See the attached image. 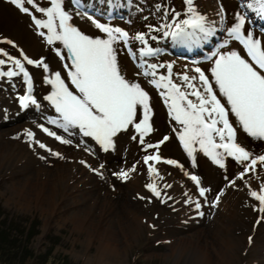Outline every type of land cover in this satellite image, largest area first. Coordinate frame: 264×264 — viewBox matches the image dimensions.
I'll list each match as a JSON object with an SVG mask.
<instances>
[{
	"label": "rangeland",
	"instance_id": "obj_1",
	"mask_svg": "<svg viewBox=\"0 0 264 264\" xmlns=\"http://www.w3.org/2000/svg\"><path fill=\"white\" fill-rule=\"evenodd\" d=\"M5 1L12 3L11 0ZM207 1L194 0V5L197 12L207 18L209 26L214 28L215 32L207 38H204L203 34H198L201 37L198 43H181L174 41L171 35L165 36L166 32L171 33L174 30V26L172 28L165 27L175 20L174 13L180 14V21L187 18L185 0H82L83 7L79 10L70 3V0H64L63 5L73 18L88 26L94 27L90 20L82 17L78 12H86L100 23L119 27L127 31L130 37L140 33L145 34L148 41L147 46L154 50L155 55L141 58L139 51L145 46L131 39L130 47L137 55L136 60L128 56L126 47L121 46V43L116 44L115 47L120 49H118L119 57L123 54V57L129 58L131 62L128 71L129 79H133L132 82L140 83L151 97L153 131L146 136L145 143L156 144L167 136L168 139L165 142H169H167L168 149L163 142L160 144L158 154L161 153L164 160H174L183 166L181 168L162 162L165 166V178L172 177L170 182L174 181L177 186H180L175 190L172 187L165 188L164 185H170V183L164 180L142 179V182L133 183L129 178L121 180L113 175V173H119L122 170L131 172L135 166V163L131 164L132 161L140 160L141 154H156L157 150L154 148L145 152L143 145H138L136 140L129 138L127 143H130L131 147H127L128 151L122 148L118 150L116 142L121 139L123 134L121 132L114 138L115 149L105 152L91 137L80 135L78 130H70L72 133L70 134L48 122L49 118L60 119V117L46 99L53 91L52 86L47 83V79L53 78L55 72H60L70 90H74L70 85V79L68 80L69 69L64 67L65 63L71 65L67 50L59 41L48 44L42 40L39 43L45 46L37 48L36 51L25 50L23 44H20L21 46L15 44L13 37L6 29L10 19L5 17L7 12L0 6V50L20 59L24 64L35 83L32 86V96L39 105L37 107L29 104L27 108L20 106L19 97L26 95L25 90H27L23 83L22 73L11 80L7 77L0 78V224L9 229L11 234H18L19 237L25 236L24 233L21 235V232L24 228L29 227V224H36L35 231L20 241L22 248L30 252L25 257V264H61L60 262L64 260H67L69 264H264V213L258 211L259 204L237 206L239 197L245 196L248 192L246 186L251 181L249 180L250 175L247 174L243 181L236 179L235 186L230 185V181L237 177L243 170V166H238V169L233 171L235 160L228 159L226 161L224 159L225 167L220 170V167L210 157L199 151L198 145L196 146L197 151L193 154L195 156V165L193 166L192 158L188 156L179 140L178 130L181 129V125L172 119L168 106L159 94L161 90L150 83L153 77L143 75L145 71H152L147 67L151 64L162 66L156 70V79L160 75H167L168 65L172 66L174 82H179L178 78L184 74L189 75L190 71L193 75H198L194 69L211 60L209 58L201 60V58L207 55L212 56L213 52L210 51H213L215 46H220L223 37H227L225 29L233 25L234 16L238 12L247 13L249 17L245 23L244 31L246 33L251 31L254 38H257L256 36L260 33L261 40L257 39L264 42V19L259 18L252 10L241 7V0H230L235 9L233 8V11L228 14L217 12L215 0H212V3ZM34 2L42 8H44L42 2L51 5L50 0H42L41 3L34 0ZM12 4L11 6L19 10H17L19 17L27 18L34 30H42L36 26L32 17L35 16L39 19L37 16L39 15L41 20L46 21L47 17L43 13L25 3L24 7L33 12L32 15H29L22 12L16 4ZM158 6L160 7L158 8ZM1 9L5 15L2 14ZM225 17L230 22V26L228 25L227 28H225ZM149 26L151 29L160 30L152 31ZM43 31L49 34L47 29L44 28ZM98 34L91 37L104 38L102 34ZM100 35L102 36L100 37ZM152 37H156V39H152ZM58 50L65 54V59H60L57 55ZM23 56H27L34 62L43 60L44 64L48 65L49 71L45 72L42 67L27 64ZM0 59L7 60L3 56H0ZM2 70L8 71L9 65L6 64ZM41 126L64 139L71 140V145L68 146L69 144L61 143L52 136L49 137ZM28 131L34 133V140L39 143L43 142L37 140L38 136H47L48 144H43L52 152L60 153L63 158L40 148L39 143L26 135ZM248 148L256 156L264 155V141H251ZM132 157L133 159L130 160ZM80 161H85L91 167H86ZM82 168L84 169L82 170ZM92 168H97V170L102 168L99 170L102 172V176L97 175ZM141 169L143 168L141 167ZM185 172L196 175L203 183V187L210 189L207 192L208 196L206 195L207 199L203 201L204 198H199L197 200L203 205L199 209L194 208L195 203L193 202L195 201L191 197L195 194L198 195V188L193 186L194 182ZM207 172L208 174H206ZM48 182L54 187L52 195L37 191L38 188L39 190L45 188ZM149 183H155L161 192L160 198L154 196L147 189L146 185ZM29 187L32 188L29 189ZM221 192L224 194L221 195L222 199H227L224 209L225 216L216 220L213 219V214L219 206L216 204L215 207H212V204L215 203L217 193ZM27 195L28 197H26ZM140 197H145V199ZM132 198V203L128 204L127 202ZM93 199L97 200L101 209L99 206L94 208L91 205ZM190 199L192 202H189ZM98 200H102V202H98ZM206 204L207 207H205ZM82 207H88L91 211L95 210L85 216L83 214L85 221L90 222L94 227L88 228L90 229L89 235L84 230L88 226L86 222L79 230L74 229L70 219L72 213ZM102 208H104L103 211ZM199 212H202L203 216ZM117 216L120 219L123 216V221L135 222L138 228L130 237L123 229H118L112 241L117 245L124 242V253L117 257L104 258L103 262H98L96 246L99 242L95 238L96 230L102 225V227L106 225L117 229ZM232 225L233 227H231ZM249 237H251V241ZM203 253L211 257V259L209 257L208 263L200 261ZM222 257L225 258L223 261H221ZM0 264H5L2 259Z\"/></svg>",
	"mask_w": 264,
	"mask_h": 264
},
{
	"label": "snow or ice",
	"instance_id": "obj_2",
	"mask_svg": "<svg viewBox=\"0 0 264 264\" xmlns=\"http://www.w3.org/2000/svg\"><path fill=\"white\" fill-rule=\"evenodd\" d=\"M11 2L29 15L32 13L24 7L25 3L43 13L47 17L46 21L33 16L36 26L47 29L49 33L47 43L53 44L59 41L67 50V56L71 60V65L65 64L64 67L69 69L68 78L74 90H70L60 72H55L53 78L47 79L53 91L46 99L60 117V119L49 118L48 122L70 134H72L70 130H78L80 135L91 137L105 152L114 150V138L121 132L128 131L131 126L135 133L131 139L137 140L139 137V143L144 146L145 152L152 148L157 150L156 154L145 155L143 162L148 165L150 179L153 173L159 177V172L149 164V161L157 163L161 161L158 150L160 144L168 137H163V140L156 144L145 143L144 138L153 131L151 97L140 83L126 79L122 74L117 58L118 49L115 47L119 43L128 46L131 39L145 46L139 51L141 58L155 55L154 50L147 46L145 34L140 33L130 37L127 31L119 27L100 23L86 12H78L82 17L90 20L93 26L106 37L93 38L83 34L71 23L73 16L64 9V0H50L51 7L47 9L39 7L34 0H11ZM70 3L77 10L83 7L82 0H70ZM185 4L187 18L180 21V14L174 13L173 23L165 25L169 28L174 26V30L171 33L166 32L165 36L171 35L174 41L181 43H198L201 39L198 34H203L204 38L211 36L215 29L209 26L204 15L197 12L194 0H185ZM240 6L252 10L259 18L264 19V0H241ZM248 18L247 13L238 12L234 16L233 25L226 29L227 37L237 41L239 45H242V49L229 50L225 53L216 51L209 57L214 64L211 68L212 80L199 67L194 69L198 75L184 74L178 78L179 82H174L172 79L171 65L167 66V75H160L158 79H156V70L162 66L148 65L147 67L152 71L143 73L145 76L153 77L150 83L161 90L159 94L168 106L172 119L181 125V129L178 130L179 140L188 156L192 158L193 166L195 165L193 154L197 151V145L199 151L210 157L220 168L225 167L226 157H232L243 165V170L230 181L232 186L235 185L236 179L243 181L249 172H254L258 163L264 167V155L252 156L241 146L237 142V127L234 126V124L238 125L247 137L264 141V44L254 38L251 31L245 33L244 26ZM149 28L151 29V26ZM151 30L159 31L160 29ZM227 46L226 40L219 47ZM127 50L135 59L136 53L132 48L129 46ZM241 52L246 53L247 58L242 56ZM57 55L61 60L65 59V54L59 50ZM0 56L7 58V60L0 59V78L7 77L11 80L21 73L23 75L28 94L19 97L20 106L27 108L29 104H32L39 107L32 96L31 76L21 60L2 50H0ZM23 59L29 65L34 64L36 67H42L45 72L49 71L48 65L44 64L43 60L34 62L27 56H23ZM6 64L9 65V70L3 71L2 68ZM230 114L234 120L230 119ZM41 128L61 143H72L71 140L62 138L48 128L43 126ZM26 135L34 140L33 132L28 131ZM35 142L39 143V141ZM39 147L52 152L43 143H39ZM52 155L63 158L57 152H52ZM80 162L86 167H91L85 161ZM163 162L183 168L174 160ZM92 170L102 176L99 170ZM135 170L133 166L131 171ZM185 174L195 183L199 195L207 199L206 192L210 189L200 187V180L196 175L187 172ZM113 175L121 180L129 178V172L123 170ZM146 187L154 196L161 197V192L155 183H149ZM164 187L169 188L171 185L165 184ZM248 187L249 195L259 202L258 211L264 213V183L259 185V190H253L250 185ZM219 195L212 204L213 207L219 203ZM140 198L145 199V197ZM189 202H192L191 199ZM195 205L197 209L201 207L199 201H195ZM200 215L203 216V213L201 212ZM249 240L251 241V237Z\"/></svg>",
	"mask_w": 264,
	"mask_h": 264
},
{
	"label": "bare ground",
	"instance_id": "obj_3",
	"mask_svg": "<svg viewBox=\"0 0 264 264\" xmlns=\"http://www.w3.org/2000/svg\"><path fill=\"white\" fill-rule=\"evenodd\" d=\"M39 3H41L42 2V0H37ZM216 2H214L215 4H216V6H217V12L218 13H223V12H226L227 14L230 12V11H233L232 9L234 8L235 9V7L233 6V4H232V2L230 1V0H215ZM207 2H209V3H212V0H208ZM0 6H2V8L7 12L6 13V16L5 17H8L10 20H9V25H8V27H6V29H7V31H8V33H10L11 34V36L13 37V41H14V43L15 44H23V46H24V49L26 50V49H29V51H36L37 50V48L38 49H40V47H43V46H45L44 44H41V43H39L40 41H42V40H44L43 42H47V36L49 35V34H47V33H45L44 31H43V29L44 28H42V30H40V31H38V30H34L31 26V24H30V22L28 21V19L27 18H25V17H19L18 16V13H17V8L15 9L13 6H11V4L12 3H9V2H7V1H5V0H1L0 1ZM13 5V4H12ZM15 5V4H14ZM49 3H44V2H42V6L45 8V9H47V8H49ZM209 6H211L210 4H208ZM26 6V5H25ZM28 7V6H27ZM50 7H51V5H50ZM221 9H222V12H221ZM19 11V10H18ZM30 11V10H29ZM1 12H2V14H4V12L2 11V9H1ZM23 12V11H22ZM31 13H33V12H31ZM35 13V12H34ZM22 14V13H21ZM5 15V14H4ZM34 15V14H33ZM38 16V18L39 19H41L40 17H39V15H37ZM223 17V16H222ZM33 18V17H32ZM221 21H223V19H221ZM220 21V22H221ZM225 28H227V27H229L230 26V22L227 20V18L225 17ZM33 22V21H32ZM31 22V23H32ZM219 22V23H220ZM35 23V22H34ZM71 23L74 25V26H76L83 34H86V35H88V36H93V35H99L98 33H100V34H102L103 35V37L104 38H106L105 37V34H103V33H101L98 29H96L95 27H92V26H88V25H86V24H83L82 22H78L75 18H73L72 19V21H71ZM216 24V23H215ZM224 24V23H223ZM35 25V24H34ZM221 25V24H220ZM229 25V26H228ZM214 26V25H213ZM40 28V27H39ZM247 28V27H246ZM228 29V28H227ZM226 30V29H225ZM41 33H44V35H41ZM226 33V32H225ZM246 33V32H245ZM264 34V33H263ZM102 35H100V37L102 36ZM259 35H260V33H259ZM259 35H257L256 37L257 38H260L261 36H259ZM262 35V34H261ZM99 38V37H98ZM102 38V37H101ZM228 41V46L227 47H225V48H220L219 46H215V48L213 49V51H210V52H216V51H220V52H222V53H225V52H227V51H229V50H237V51H240L241 49H242V45H239V43L237 42V41H233V40H231L230 38H228V37H223V39L221 40V42H220V44L221 43H224L225 41ZM260 40H261V38H260ZM131 41V40H130ZM130 41H129V45L128 46H125L123 43H121V46L123 45V47L125 46L126 47V50L128 49V47L130 46ZM261 42H263V41H261ZM39 43V44H38ZM262 44H264V42L262 43ZM20 45V46H21ZM216 45V44H215ZM18 46V45H17ZM116 46V45H115ZM118 46V45H117ZM120 47V46H119ZM123 47H121V48H123ZM45 48V47H44ZM23 49V50H24ZM119 49V48H118ZM211 49V48H210ZM120 50V49H119ZM119 50H118V52H119ZM34 53V52H33ZM120 54H121V52H120ZM127 54H128V56L129 57H131V58H133L130 54H129V52H128V50H127ZM127 54H126V56H127ZM241 55L242 56H245V58H247L246 57V53H244V52H241ZM118 58V62H119V64H120V66H121V68H122V72H123V75L125 76V78L126 79H128V80H130L129 79V77H128V71L130 70V67H131V62L129 61V58H127L126 57V59L123 57V54H121V56L119 57H117ZM215 57H213V59H214ZM137 59V55H136V58L134 59V60H136ZM138 63V62H137ZM65 64H68V63H65ZM70 64H71V60H70ZM188 66V65H187ZM214 66V64L212 63V60H210V61H208V62H205L204 64H202L199 68H201V70L202 71H204L205 72V75H207L208 77H209V79L210 80H212V77H211V68ZM136 67V66H135ZM141 68V67H140ZM188 68V67H187ZM132 70V69H131ZM139 70V69H138ZM189 70V69H188ZM177 71V70H176ZM184 71V70H183ZM130 74V73H129ZM133 75V74H132ZM180 75V74H179ZM189 75L190 76H192L193 74L191 73V71L189 72ZM133 78V77H132ZM68 80H69V78H68ZM133 80V79H132ZM132 80H130V81H132ZM136 80V79H135ZM32 81H33V78H32ZM134 81V80H133ZM70 82V81H69ZM138 83V82H137ZM35 83L33 82V85H34ZM70 85H71V82H70ZM213 85H214V81H213ZM214 87H215V85H214ZM160 92V91H159ZM52 93V92H51ZM25 94L27 95L28 94V91L27 90H25ZM222 103H223V100H222ZM154 109V108H153ZM139 115V114H138ZM230 119L231 120H234V117H232L231 116V114H230ZM234 126L235 127H237V142L238 143H240L241 144V146H243L247 151H249L250 153H251V155L252 156H256L255 154H254V152L252 151V150H250L248 147H249V144H250V142L251 141H254L255 139H252V138H250V137H247V135L246 134H244L243 132H242V129H240L239 128V126L238 125H236V124H234ZM128 132V133H127ZM42 133V132H41ZM123 134L121 135V139H123L122 141H120V140H118L117 142H116V146H117V148H118V150L119 149H123V150H127V147H131V145H130V143H127V141H128V139L129 138H131V136L132 135H134L135 133H134V129L130 126L129 127V129H128V131H126V132H122ZM121 134V133H120ZM119 136V135H118ZM47 137V136H46ZM46 137H39L38 136V138L39 139H37V140H40V141H42L43 143H46V144H48L46 141H47V138ZM50 137V136H49ZM53 137V136H52ZM117 137V136H116ZM119 138V137H118ZM146 138V137H145ZM144 138V139H145ZM55 139V138H54ZM52 140V139H51ZM35 141V140H34ZM133 141V140H132ZM168 142V141H167ZM167 142H165L164 141V145H165V147H167V149H168V143ZM136 143L139 145L140 143H139V137L137 138V140H136ZM163 144V143H162ZM71 145V143L68 145V146H70ZM74 145V144H73ZM128 145V146H127ZM130 145V146H129ZM133 145V144H132ZM136 145V144H135ZM62 147V146H61ZM77 147V146H76ZM133 147V146H132ZM69 149V148H68ZM72 149V148H71ZM67 150V149H66ZM70 150V149H69ZM156 150V149H155ZM60 151V150H59ZM128 151V150H127ZM86 152V151H85ZM124 152V151H123ZM122 152V153H123ZM85 154V153H84ZM152 154H155V153H152ZM133 155V154H132ZM145 155H148V154H141V156H140V160H138V161H132V163L131 164H133V163H135V171L133 172V171H131V172H129V179L133 182V183H137V182H139V181H141L142 179H146V180H154V179H159V180H164V181H167L168 183H170V185H171V187L175 190V189H177L178 188V186H177V184H175V182L173 181V182H170L171 180H172V177L170 178V179H166L165 178V176H164V167L165 166H163V164H162V162L164 161V156L160 153L159 154V156L161 157V161L160 162H155V161H149V164L150 165H153L156 169H157V171L159 172V177H157L156 176V174L155 173H153L152 174V178L150 179L149 178V174H148V165H145L144 164V162H143V158H144V156ZM135 157V156H134ZM87 158V157H86ZM167 158V157H166ZM85 159V158H84ZM133 159V157L130 159V160H132ZM205 159H207V158H205ZM226 159V161L228 160V159H230V160H232L233 158H231V157H226L225 158ZM95 160V159H94ZM166 160V159H165ZM209 160V159H208ZM207 160V161H208ZM128 161V160H127ZM225 161V162H226ZM98 162V161H97ZM105 162V161H104ZM130 162V161H129ZM212 162V161H211ZM95 163V162H94ZM206 163V162H205ZM209 163V162H208ZM233 163V162H232ZM96 164V163H95ZM204 164V163H203ZM212 164V163H211ZM72 165V164H71ZM75 165V164H74ZM78 165V164H77ZM81 165V164H80ZM123 165V164H122ZM207 165V164H206ZM105 166V165H104ZM238 166H243V165H241L240 163H238L236 160H235V162L233 163V171L234 170H236V169H238ZM60 167V166H59ZM79 167V166H78ZM83 167V166H82ZM141 167L143 168V169H141ZM213 167V166H212ZM72 168V167H71ZM75 168V167H74ZM104 168V167H103ZM231 168V169H232ZM73 169V168H72ZM84 168H82V170H83ZM93 169V168H92ZM97 169V168H96ZM207 169V168H206ZM218 169V168H217ZM98 170H102V168H98ZM210 170V169H209ZM220 170H221V168H220ZM69 171V170H68ZM217 171V170H216ZM226 171V170H225ZM54 172V171H53ZM62 172V171H61ZM60 172V173H61ZM79 172V171H78ZM206 172V171H205ZM209 172V171H208ZM208 172L206 173V174H208ZM102 173V172H101ZM51 174V173H50ZM249 175H250V179L249 180H251V181H249V180H247V181H249L248 182V185L246 186V189H247V191L248 192H246V195L245 196H241V197H239V199H238V202H237V200H236V202H237V206H239V205H245V206H247V205H250V204H259V202L258 201H256V200H254V198H252L250 195H249V185L251 186V188L253 189V190H259V185L260 184H262V183H264V169H263V167H261V165L258 163L257 164V166H256V170L254 171V172H249L248 173ZM54 175V174H53ZM257 175H259L258 177L259 178H257ZM89 176V175H88ZM87 176V177H88ZM160 177H162V179L160 178ZM53 178V177H52ZM51 178V179H52ZM166 180H165V179ZM174 178V177H173ZM179 178H181V177H179ZM56 179V178H55ZM55 179H53V180H55ZM110 180V179H109ZM200 180V179H199ZM85 181V180H84ZM50 182V181H49ZM48 182V184H46L45 185V188H40V190H39V188L37 189V191L38 192H46V193H49V194H51L52 195V193H53V190H54V187H53V185L51 184V183H49ZM142 182V181H141ZM241 183V182H240ZM246 183V182H245ZM29 184V183H28ZM45 184V183H44ZM239 184V183H238ZM84 185V184H83ZM182 185V184H181ZM38 186V185H37ZM193 186H196L195 185V183H194V185ZM235 186V185H234ZM180 187V186H179ZM200 187H203V183H201L200 182ZM30 188H32V187H29V189ZM135 188H136V184H135ZM196 188H197V186H196ZM236 188V187H235ZM238 188V187H237ZM199 191V190H198ZM34 192H35V190H34ZM31 193H32V191H31ZM227 193V192H226ZM231 193H234V192H231ZM236 193V192H235ZM132 195H134L133 193H131ZM54 195V194H53ZM93 195V194H92ZM104 195V194H103ZM206 195H207V192H206ZM214 195V194H213ZM219 194L217 193V195H216V198H217V196H218ZM224 195V194H223ZM50 196V195H49ZM105 196V195H104ZM109 196V195H108ZM208 196V195H207ZM227 196V195H226ZM26 197H28V195L26 196ZM84 197V196H83ZM90 197V196H89ZM133 197V196H132ZM192 197V199L194 200V201H197L199 198L201 199V198H204L203 199V201L205 200V197H201L200 195H199V193H198V195H196L195 194V196H191ZM224 197V196H223ZM229 197V196H228ZM232 197V196H231ZM230 197V198H231ZM234 197V196H233ZM22 198V197H21ZM38 198V197H37ZM50 198V197H49ZM90 198H92V197H90ZM238 198V197H237ZM51 199V198H50ZM49 199V200H50ZM101 199V198H100ZM226 199V198H225ZM103 200V199H102ZM102 200H98V202H102ZM135 200V199H134ZM227 200V199H226ZM226 200H224V198L222 199V197H221V195H219V203L217 204L219 207L215 210V212H214V214H213V219H218L219 217L221 218H223L224 216H225V213H224V209L226 208ZM26 201V200H25ZM51 201V200H50ZM132 201H133V198L129 201V202H127L128 204L129 203H132ZM138 201V200H137ZM212 201V200H211ZM214 201H216V199L214 200ZM231 201V200H230ZM233 201V200H232ZM88 202V201H87ZM105 202H106V200H105ZM104 202V203H105ZM202 202V201H201ZM229 202V201H228ZM80 203V202H79ZM92 204V206H94V208H96V207H98L99 205H98V203H97V200H94L93 199V202H91ZM193 203H195V202H193ZM203 203V202H202ZM86 204V203H85ZM125 204V203H124ZM137 204V203H136ZM101 205V204H100ZM135 205V204H134ZM201 206H203L202 204H200ZM232 205V204H231ZM101 206H103V205H101ZM130 206V205H129ZM209 206V205H208ZM237 206H235V207H237ZM108 207V206H107ZM125 207V206H124ZM205 207H207V204H206V206ZM213 207V206H212ZM212 207H211V209H212ZM120 208V207H119ZM194 208L195 209H197L196 208V205H194ZM201 208V207H200ZM230 208V207H229ZM243 208V207H242ZM99 209H101L100 208V206H99ZM108 209V208H107ZM106 209V210H107ZM235 209V208H234ZM104 210V208H102V211ZM111 210V209H110ZM132 210H134V209H132ZM203 210V209H202ZM202 210H200V211H202ZM205 210V209H204ZM210 210V209H209ZM236 210V209H235ZM95 211V210H94ZM94 211H91L88 207H85V208H79V209H77L75 212H73L72 213V215L70 216V219H71V221H72V223H73V225H74V229L76 228V229H79V230H81L80 229V227L83 225V223L84 222H86V224H88V226L86 227V229H84V230H86V232L88 233V235L90 234V229L93 227V225L90 223V222H88L87 223V221H85V218H84V216L87 214V213H93ZM101 211V210H100ZM247 211V210H246ZM99 213V212H98ZM200 213V212H199ZM198 213V214H199ZM83 214H84V216H83ZM228 214V213H227ZM226 214V215H227ZM87 217V216H86ZM99 217H100V215H99ZM126 217H127V215H126ZM219 218V219H220ZM230 218V217H229ZM249 218V217H248ZM117 221H116V228L117 229H113L111 226H106V225H104L105 227H102V226H100V227H98V229L96 230V233H95V238H97L98 239V245L96 246V256H97V261L98 262H103L102 260L104 259V258H109L110 256H119V254H122V253H124L123 251H124V245H125V243L124 242H121V244H115V243H113V241H112V239L114 238V236H116V231H118V229H123V231H125L126 233H127V235H129V237L131 236V235H133V233H134V231H135V229L136 228H138L137 226V224L135 223V222H133V221H131L130 222V220L129 221H123V216H121V219L119 218V216H117ZM126 219V218H125ZM129 219V218H128ZM218 219V220H219ZM212 220V219H211ZM223 221V220H222ZM228 221V220H227ZM99 223V222H98ZM233 223V222H232ZM231 223V224H232ZM112 224V223H111ZM230 224V225H231ZM97 225V224H96ZM109 225H110V223H109ZM224 225V224H223ZM99 226V225H98ZM226 226V225H225ZM231 227H233V225L231 226ZM88 228H90V229H88ZM94 228V227H93ZM96 229V228H95ZM230 229V228H229ZM93 230V229H92ZM225 230V229H224ZM82 233V232H81ZM229 233V232H228ZM127 235H126V237H127ZM120 236H122V235H120ZM224 237V236H223ZM124 238V237H123ZM198 238V237H197ZM232 238V237H231ZM91 240V239H90ZM191 241V240H190ZM199 241V240H198ZM89 242V241H88ZM117 243V242H116ZM173 243H174V241H173ZM187 243H189V242H187ZM192 243V242H191ZM224 243H225V241H224ZM235 243V242H234ZM228 244V243H227ZM226 244V246H228ZM236 244V243H235ZM120 245H121V247H120ZM230 245V244H229ZM225 246V247H226ZM224 247V248H225ZM229 248H230V246H229ZM175 250V249H174ZM84 251V250H83ZM87 252V251H86ZM201 252V251H200ZM224 254V253H223ZM221 255V254H220ZM193 256V255H192ZM230 256V255H229ZM210 257V256H209ZM209 257L208 256H206L204 253L202 254V256L200 257V261L201 262H206V263H208L209 262ZM121 259V258H120ZM192 259H193V257H192ZM210 259H211V257H210ZM225 258L224 257H222V259H221V261H223ZM106 260V259H105ZM118 260V259H117ZM94 261V260H93ZM110 261V260H109ZM108 261V262H109ZM115 261V260H114ZM114 261H113V263H114ZM119 261V260H118ZM198 261V260H197ZM121 262V261H120ZM210 262H212V261H210ZM105 263V262H104ZM107 263V262H106ZM198 263H200V262H198ZM109 264V263H108ZM211 264V263H210Z\"/></svg>",
	"mask_w": 264,
	"mask_h": 264
},
{
	"label": "trees",
	"instance_id": "obj_4",
	"mask_svg": "<svg viewBox=\"0 0 264 264\" xmlns=\"http://www.w3.org/2000/svg\"><path fill=\"white\" fill-rule=\"evenodd\" d=\"M35 226V223L29 224V227L21 232V235L24 233L25 236L19 237L18 234H11L9 229L0 224V260L2 259L5 264H25V257L30 252L22 248L20 241L29 237L35 231ZM60 263L69 264L67 260Z\"/></svg>",
	"mask_w": 264,
	"mask_h": 264
}]
</instances>
